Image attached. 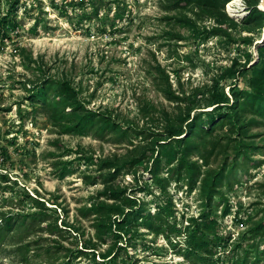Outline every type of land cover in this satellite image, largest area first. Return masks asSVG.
I'll return each mask as SVG.
<instances>
[{
  "label": "rangeland",
  "instance_id": "obj_1",
  "mask_svg": "<svg viewBox=\"0 0 264 264\" xmlns=\"http://www.w3.org/2000/svg\"><path fill=\"white\" fill-rule=\"evenodd\" d=\"M79 1L0 0V211L26 213L46 207L45 220L31 232L19 233L21 244L39 237L40 242L24 251L13 250L15 243L0 242V264H42L40 247L53 249L55 240V264H102L99 253L112 241V217L92 207L111 203L104 194L110 186L137 196L151 212L169 195V220L181 229L187 217L203 207V174L191 188L184 179L169 180L164 193L145 168L150 159L124 168L109 182L103 181L105 170L95 161H128L144 148L149 152L157 147V140L167 141L166 127L179 124L187 109L190 116L209 109L212 92L228 94L232 85L247 84L258 61L257 46L264 44V24L244 20L253 5L264 10L261 0H237V16L228 12V1L223 10L214 11L199 6L167 9L166 0H124L119 8L112 0H95L99 12L91 18L81 17L91 11L92 3ZM214 26L221 32L211 33ZM58 79L71 83L83 108L129 127L128 140H117L114 134L99 138L92 132H65L71 104L62 102L58 109L43 112L38 108L41 101L31 99L38 85ZM163 89L180 99L167 98ZM51 90L49 99L54 101L53 86ZM241 138L260 146L250 149L259 162L235 170L230 186H221L223 195L215 194L209 206L216 218L214 230L229 235L228 245L211 256L186 258L180 252L182 234L171 232L170 242L142 224H130L122 238L127 255L121 250L117 264H231L240 255L233 243L264 215V124L248 125ZM226 152L214 151L201 171L217 167ZM199 153L196 148L192 159L201 163ZM166 174L162 159L160 175ZM47 223L60 230H36Z\"/></svg>",
  "mask_w": 264,
  "mask_h": 264
},
{
  "label": "trees",
  "instance_id": "obj_2",
  "mask_svg": "<svg viewBox=\"0 0 264 264\" xmlns=\"http://www.w3.org/2000/svg\"><path fill=\"white\" fill-rule=\"evenodd\" d=\"M87 1L92 3L91 11L88 13L83 12L81 18L97 17L99 11L98 6L95 5V0ZM112 1L116 2L117 8H119V2H121V6L124 4V0ZM166 1L168 2L167 9L199 6L221 11L229 0ZM79 2L82 3L83 0ZM244 20L251 25L261 26L264 24V10L253 5L249 8ZM210 32L218 34L221 29L219 26H214ZM257 54L258 61L251 67L247 84L242 86L232 85L228 94L224 91L212 92V99L209 101L211 107L209 109L194 111L191 116L190 109H187L179 124L166 127L167 141L160 142L157 140V147L152 146L149 152L144 148L138 156H133L128 161L119 162L113 158H100L95 161L100 170H105L103 181L109 182L124 168L132 167L142 160L150 159V165L145 168L149 171L152 181L164 193L166 192V183L169 180L184 179L188 187L191 188L199 175L203 174L200 178V192L204 199L203 207L196 215L187 217L186 223L181 229L175 226L174 221L169 220V216L172 214V202L169 195L165 194L164 204L158 203L154 211L151 212L146 207V203L137 196L125 194L122 190L110 188L111 186L105 187V191L108 192L104 191V194L112 199L111 203L108 205L96 203L92 207L94 212H106L109 218L112 217L110 225L113 227L108 230L110 232L109 239H112V241H110L106 250L99 253L100 261H103L102 264H117L118 258L121 257V250H124L127 255L126 245L122 244V238L129 231L130 224L134 226L142 224L153 233L164 234L169 241L171 232L175 236L182 234L184 242L180 252L186 258L194 254L211 256L217 248L228 245L229 235H219L214 230L216 218L212 216L209 206L215 194L223 195L221 186H230V178L235 170L241 171L248 168L249 165H256L259 162L250 156V149L260 146L248 143L241 138L245 135L248 125L264 124V44L257 46ZM164 76L165 81L169 84L167 74ZM52 82L48 83L47 86L46 83L38 85L36 90L32 92L31 99L41 101L38 108L43 112H47V108H53V111L58 109L62 102L71 104L72 112L68 119L70 123L66 125L65 129L63 128L65 132H92L99 138L114 134L117 140L123 138L128 140L130 136L127 134L129 127H122L103 112L83 108L76 99L77 91L68 80L58 79ZM52 86L56 98L54 101L49 99ZM163 90L167 98L180 99L178 95ZM60 115L62 114L59 113ZM247 115L250 116L248 119L245 118ZM133 131L137 134L143 133L141 129H133ZM215 131L217 132L214 133ZM232 135L234 136L232 137ZM204 138L207 139L203 140ZM197 143H200V145L198 146ZM196 148H200L198 158L201 163H198L197 159H192ZM216 150H227L221 163L213 169L201 171V166L209 163V157ZM162 159H164L166 165L167 177L160 175ZM94 178L92 177L89 182H95ZM38 203L42 204L41 202ZM37 207V210L26 213L0 211V242L15 243L17 246L13 250L18 251H24L31 244H38L40 237L21 244L23 237L19 234L22 231H26L25 233L31 232L34 224L45 220L46 213H43V210L46 207ZM105 226L104 222L100 223L101 228ZM42 229L53 233L57 232L58 227L53 223H47L36 230L40 231ZM101 240V242H106L108 235L102 237ZM55 242L57 245L53 249L49 245L40 247L39 255H42V264H55L54 254L58 251L59 246L58 241L55 240ZM232 246L233 249L240 250V255L231 264H264V215L248 225L239 234ZM57 264H68V262L62 260Z\"/></svg>",
  "mask_w": 264,
  "mask_h": 264
},
{
  "label": "bare ground",
  "instance_id": "obj_3",
  "mask_svg": "<svg viewBox=\"0 0 264 264\" xmlns=\"http://www.w3.org/2000/svg\"><path fill=\"white\" fill-rule=\"evenodd\" d=\"M227 10L230 14L235 15V16L241 14V9H240V6H238L237 0L228 1Z\"/></svg>",
  "mask_w": 264,
  "mask_h": 264
},
{
  "label": "water",
  "instance_id": "obj_4",
  "mask_svg": "<svg viewBox=\"0 0 264 264\" xmlns=\"http://www.w3.org/2000/svg\"><path fill=\"white\" fill-rule=\"evenodd\" d=\"M261 5L264 6V0H261Z\"/></svg>",
  "mask_w": 264,
  "mask_h": 264
}]
</instances>
